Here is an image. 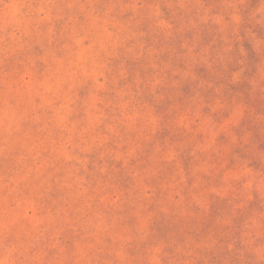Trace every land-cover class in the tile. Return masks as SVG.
<instances>
[{"label":"rangeland","instance_id":"1","mask_svg":"<svg viewBox=\"0 0 264 264\" xmlns=\"http://www.w3.org/2000/svg\"><path fill=\"white\" fill-rule=\"evenodd\" d=\"M252 137L264 0H0V264H264Z\"/></svg>","mask_w":264,"mask_h":264},{"label":"trees","instance_id":"2","mask_svg":"<svg viewBox=\"0 0 264 264\" xmlns=\"http://www.w3.org/2000/svg\"><path fill=\"white\" fill-rule=\"evenodd\" d=\"M249 131L250 130H248V132ZM251 131H252V134H253V130H251ZM252 138H253L252 140L254 141V143H249L251 148L254 149L255 151H260V148L262 147V144L264 145L263 138L256 139V140L254 139V137H252ZM249 150H250V148H249ZM258 163H259V161H258Z\"/></svg>","mask_w":264,"mask_h":264}]
</instances>
